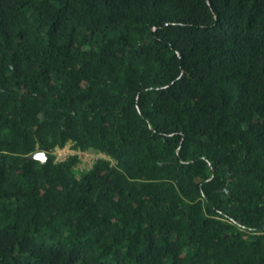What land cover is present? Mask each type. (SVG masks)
I'll use <instances>...</instances> for the list:
<instances>
[{
    "label": "trees",
    "instance_id": "obj_1",
    "mask_svg": "<svg viewBox=\"0 0 264 264\" xmlns=\"http://www.w3.org/2000/svg\"><path fill=\"white\" fill-rule=\"evenodd\" d=\"M0 264H264V0H0Z\"/></svg>",
    "mask_w": 264,
    "mask_h": 264
},
{
    "label": "built area",
    "instance_id": "obj_2",
    "mask_svg": "<svg viewBox=\"0 0 264 264\" xmlns=\"http://www.w3.org/2000/svg\"><path fill=\"white\" fill-rule=\"evenodd\" d=\"M66 149H67V152H69V149H70L71 154H67L63 156L61 153ZM55 154H56V160L58 161H63L68 155L80 154L79 165H81L82 167H90L93 164L94 160L101 156V155H96V154H92L88 152H80V151L75 152L70 148V145H67L62 149H57Z\"/></svg>",
    "mask_w": 264,
    "mask_h": 264
},
{
    "label": "water",
    "instance_id": "obj_3",
    "mask_svg": "<svg viewBox=\"0 0 264 264\" xmlns=\"http://www.w3.org/2000/svg\"><path fill=\"white\" fill-rule=\"evenodd\" d=\"M36 147H38V145H36ZM26 159L44 162L46 160V155L44 152L37 151L35 153L30 154Z\"/></svg>",
    "mask_w": 264,
    "mask_h": 264
},
{
    "label": "rangeland",
    "instance_id": "obj_4",
    "mask_svg": "<svg viewBox=\"0 0 264 264\" xmlns=\"http://www.w3.org/2000/svg\"><path fill=\"white\" fill-rule=\"evenodd\" d=\"M61 154H62L63 156H65V155H67V154H71V151H70V149H69V152H67V149H66V150H64Z\"/></svg>",
    "mask_w": 264,
    "mask_h": 264
}]
</instances>
